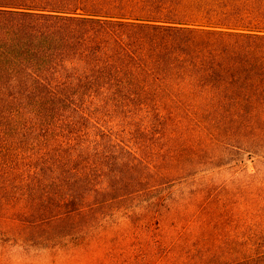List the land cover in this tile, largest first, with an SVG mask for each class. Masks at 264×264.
Wrapping results in <instances>:
<instances>
[{"label": "trees", "instance_id": "trees-1", "mask_svg": "<svg viewBox=\"0 0 264 264\" xmlns=\"http://www.w3.org/2000/svg\"><path fill=\"white\" fill-rule=\"evenodd\" d=\"M254 155L264 0H0V245L264 264V183L212 177Z\"/></svg>", "mask_w": 264, "mask_h": 264}, {"label": "rangeland", "instance_id": "rangeland-1", "mask_svg": "<svg viewBox=\"0 0 264 264\" xmlns=\"http://www.w3.org/2000/svg\"><path fill=\"white\" fill-rule=\"evenodd\" d=\"M212 177L219 182H229L233 187H238V184L242 182L264 183V157L254 155L251 159H245L239 163L233 162L214 170ZM50 251L35 252L28 248V253L24 254L17 244L6 241L0 245V264H55Z\"/></svg>", "mask_w": 264, "mask_h": 264}]
</instances>
